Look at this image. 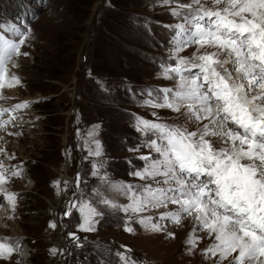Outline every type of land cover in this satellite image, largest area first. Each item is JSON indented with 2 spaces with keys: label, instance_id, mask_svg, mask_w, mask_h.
I'll return each mask as SVG.
<instances>
[{
  "label": "rangeland",
  "instance_id": "1",
  "mask_svg": "<svg viewBox=\"0 0 264 264\" xmlns=\"http://www.w3.org/2000/svg\"><path fill=\"white\" fill-rule=\"evenodd\" d=\"M189 2L0 0V32L13 36L11 30L20 28L28 35L21 48L27 55L7 64L20 81L13 86L17 91L12 95L5 87L0 98V109L28 105L17 116L9 111L8 118L0 119L16 116L0 128L6 139L0 144V161L9 170L4 187L17 197L13 214L0 196V240L19 242L18 252L0 259V264H120L118 252L136 264H218V256L203 255L212 243L205 233H196L195 249L186 243L194 227L191 218L179 226L159 220L161 213L176 206L141 214L165 227L154 233L124 212L98 204L94 195L99 191L124 205L127 199L101 177L113 183H144L130 173L144 167L141 156L156 154L145 146L148 137L136 130L137 118L187 124L194 130L177 113L145 103L156 102L161 89L175 87L174 81L163 78L161 66L174 63L169 59L173 28L182 22L172 15L175 5ZM194 50L189 47L181 55L191 56ZM95 141L100 157L89 154ZM98 161L103 167L94 176L93 164ZM12 171L22 176L13 177ZM82 199L103 213L96 218L94 231L80 230ZM71 204L77 207L66 215ZM126 227L134 231L127 232ZM53 248L55 255L50 253Z\"/></svg>",
  "mask_w": 264,
  "mask_h": 264
},
{
  "label": "snow or ice",
  "instance_id": "2",
  "mask_svg": "<svg viewBox=\"0 0 264 264\" xmlns=\"http://www.w3.org/2000/svg\"><path fill=\"white\" fill-rule=\"evenodd\" d=\"M172 15L182 22L173 28L169 59L174 63L162 64L161 75L174 81L175 87L161 89L156 102L145 103L177 113L194 130L187 124L137 118L136 130L148 137L145 146L156 154L141 156L144 167L130 173L144 183H113L101 177L108 188L127 199L124 205L99 191L94 195L98 204L124 212L154 233L165 227L141 214L174 205L159 220L179 226L191 218L194 227L186 241L190 249L199 243L196 233L202 232L212 240L203 255L218 256V264L229 258V264H264V0H190L176 3ZM13 31L18 41L0 36V90L20 83L7 64L13 57L27 55L21 48L28 35ZM189 47L195 48L191 56H182ZM26 107L0 109V116ZM10 122L0 120V128ZM95 144L89 154L100 157L99 141ZM102 167L103 161L94 163L92 175L99 176ZM8 171L0 161V196L14 214L17 197L4 187ZM11 175L20 177L22 172ZM72 207L77 205L71 204L66 215ZM78 211L80 230L94 231L96 218L103 213L83 199ZM168 235L174 238L173 233ZM18 243L0 240V259L18 252ZM50 253L55 255L57 249ZM116 255L120 264H136L124 252Z\"/></svg>",
  "mask_w": 264,
  "mask_h": 264
},
{
  "label": "bare ground",
  "instance_id": "3",
  "mask_svg": "<svg viewBox=\"0 0 264 264\" xmlns=\"http://www.w3.org/2000/svg\"><path fill=\"white\" fill-rule=\"evenodd\" d=\"M1 36V35H0ZM8 64H10V62L8 63ZM9 68V67H8ZM10 74H11V72H10ZM6 89L8 90L7 92H11V93H9V94H12V95H15V93H16V89L17 88H14V87H6ZM3 94V93H2ZM6 109V108H5ZM12 114H14V112H11ZM15 116V115H14ZM10 117H12V116H10ZM16 117V116H15ZM0 119H2V117L0 116ZM2 131H4V130H1V132ZM5 131H6V129H5ZM2 135V134H1ZM1 135H0V144L1 145H4V140H6V139H4L3 140V138H1ZM5 138H8V136H6ZM8 140V139H7Z\"/></svg>",
  "mask_w": 264,
  "mask_h": 264
}]
</instances>
